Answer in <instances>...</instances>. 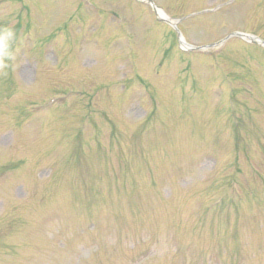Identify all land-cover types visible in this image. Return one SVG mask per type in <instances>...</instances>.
I'll use <instances>...</instances> for the list:
<instances>
[{
  "label": "rangeland",
  "instance_id": "rangeland-1",
  "mask_svg": "<svg viewBox=\"0 0 264 264\" xmlns=\"http://www.w3.org/2000/svg\"><path fill=\"white\" fill-rule=\"evenodd\" d=\"M228 1L154 0L170 16L184 15L178 31L203 47L180 55L176 32L143 4L0 0V27L11 26L21 48L17 66L0 75V171L24 162L0 177V264H213L197 253L203 245L225 250L221 264L249 252L258 264L264 50L239 38L205 46L233 30L264 42V0ZM107 9L116 19L103 20ZM51 92L63 96L60 105L34 118L28 103ZM74 133L82 137L76 150ZM234 168L241 182L226 199L207 201L219 190L214 178L220 183ZM121 191H134L123 205ZM244 198L252 204L237 217L233 205ZM122 232L135 249L124 247Z\"/></svg>",
  "mask_w": 264,
  "mask_h": 264
},
{
  "label": "clouds",
  "instance_id": "clouds-1",
  "mask_svg": "<svg viewBox=\"0 0 264 264\" xmlns=\"http://www.w3.org/2000/svg\"><path fill=\"white\" fill-rule=\"evenodd\" d=\"M17 41L16 33L11 26L0 27V75H6L9 67L15 68L21 48L14 44Z\"/></svg>",
  "mask_w": 264,
  "mask_h": 264
}]
</instances>
